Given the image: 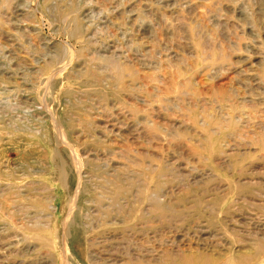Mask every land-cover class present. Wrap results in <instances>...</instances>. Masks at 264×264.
Instances as JSON below:
<instances>
[{"label":"rangeland","instance_id":"1","mask_svg":"<svg viewBox=\"0 0 264 264\" xmlns=\"http://www.w3.org/2000/svg\"><path fill=\"white\" fill-rule=\"evenodd\" d=\"M64 252L262 257L264 0H0V264Z\"/></svg>","mask_w":264,"mask_h":264},{"label":"bare ground","instance_id":"2","mask_svg":"<svg viewBox=\"0 0 264 264\" xmlns=\"http://www.w3.org/2000/svg\"><path fill=\"white\" fill-rule=\"evenodd\" d=\"M43 86H44L43 91H41V90H38L37 92L35 91L37 98H39L40 100H47V101L54 100L55 97H53L52 92H51L53 90V83L52 82L51 83L46 82L45 84H43ZM51 109L52 108H50V111H51ZM52 119L55 122V125H57V126H55V128H56V134H57L58 140L64 141V143L65 142L67 143L64 136L61 134L62 130H60V127L58 126V124H56V122H57L56 118H52ZM69 147H70L69 151H70V159H71L72 167L77 173L81 167V159L79 156H77V153L73 149L71 144ZM61 174H63V170L61 171ZM62 256H63L62 264H72L70 261V258L67 257L68 255L65 252L63 253ZM254 261H257V264H260V263L264 264V252L262 254V257L259 259L250 260L248 258H244L243 264H251V262H252V264H255L256 262L254 263Z\"/></svg>","mask_w":264,"mask_h":264}]
</instances>
